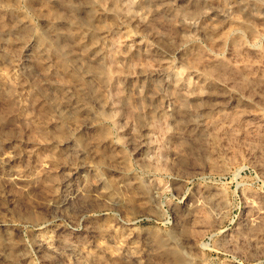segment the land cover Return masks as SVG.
Wrapping results in <instances>:
<instances>
[{
	"label": "rangeland",
	"instance_id": "rangeland-1",
	"mask_svg": "<svg viewBox=\"0 0 264 264\" xmlns=\"http://www.w3.org/2000/svg\"><path fill=\"white\" fill-rule=\"evenodd\" d=\"M81 2L106 27L101 61L88 62L102 77L66 85L90 110L65 113L82 125L76 144L106 139L108 182L131 186L120 206L47 204L76 161L67 147L77 145L66 142L43 61L32 56L11 85L0 80V264H62L37 248L43 232L57 245L62 236L86 242L95 264H136L96 248L127 226L145 263L264 264V0L0 2V27L20 13L30 21L0 34V68L22 59L21 40L45 30L44 17L86 21Z\"/></svg>",
	"mask_w": 264,
	"mask_h": 264
},
{
	"label": "bare ground",
	"instance_id": "bare-ground-1",
	"mask_svg": "<svg viewBox=\"0 0 264 264\" xmlns=\"http://www.w3.org/2000/svg\"><path fill=\"white\" fill-rule=\"evenodd\" d=\"M58 0H46V3ZM1 5L7 8L18 0H0ZM88 15L91 11L89 2H81L76 7ZM88 19L77 22L67 17L51 15L44 17L45 30H35L34 34L21 40L23 57L20 60H11L8 68H0V80L5 85H11L14 81L15 71L21 67L27 71L31 66V57H40L45 70L40 75L50 79L53 91L47 96L50 105L60 116V121L69 131L66 142H73L77 146H68V152L76 158L71 162L64 172L60 181L61 191L55 190L48 199L47 204L54 210L61 211L63 207L71 202L92 199L110 206H120L124 202L120 194L122 188L130 187L129 182L118 179L115 184H110L102 174V164L99 159V148L106 144V139H99L87 144L78 145L81 124L67 117L66 112H89V103L79 96L69 95L63 88L71 84L86 85L89 78H101V72L92 70L88 62L101 61L103 55V38L106 27L101 21V15H88ZM14 23L9 27H0V34H10L12 31L28 25L30 21L22 13L15 15ZM67 26V28H65ZM66 40L74 42V46L67 47ZM131 89L136 86L131 83ZM88 128L95 127V121L87 123ZM115 170H117L115 168ZM84 173V174H83ZM77 175L78 178L76 177ZM77 178V179H76ZM130 184V185H129ZM198 207L194 204L190 207V214ZM183 216H181L182 218ZM185 218H182L184 222ZM127 222L126 225H129ZM93 232H101L102 228L93 227ZM132 229L127 226L126 230L116 227L108 230L110 241H98L96 248L107 254L110 258L124 255L136 264L145 263L142 259L141 249L135 243H127ZM53 235L43 232L35 240L37 248L45 253L47 258H58L62 264H95L97 253L92 251L88 244L80 241L76 244L60 240L61 245L54 244ZM61 234H58V237ZM163 249H167L166 245ZM187 264V263H182Z\"/></svg>",
	"mask_w": 264,
	"mask_h": 264
}]
</instances>
